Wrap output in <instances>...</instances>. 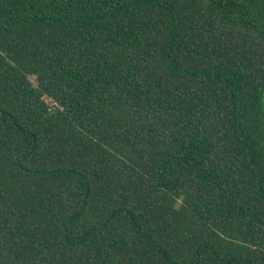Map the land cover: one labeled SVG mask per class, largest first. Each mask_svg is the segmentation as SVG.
<instances>
[{"label": "trees", "instance_id": "trees-1", "mask_svg": "<svg viewBox=\"0 0 264 264\" xmlns=\"http://www.w3.org/2000/svg\"><path fill=\"white\" fill-rule=\"evenodd\" d=\"M0 264H264V0H0Z\"/></svg>", "mask_w": 264, "mask_h": 264}, {"label": "rangeland", "instance_id": "rangeland-1", "mask_svg": "<svg viewBox=\"0 0 264 264\" xmlns=\"http://www.w3.org/2000/svg\"><path fill=\"white\" fill-rule=\"evenodd\" d=\"M31 79L33 80V78L31 77Z\"/></svg>", "mask_w": 264, "mask_h": 264}]
</instances>
